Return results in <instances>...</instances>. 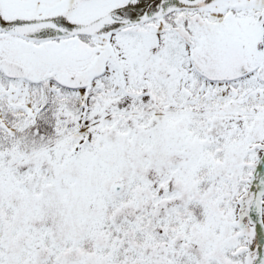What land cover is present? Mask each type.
<instances>
[{
	"label": "snow or ice",
	"instance_id": "6c2138e0",
	"mask_svg": "<svg viewBox=\"0 0 264 264\" xmlns=\"http://www.w3.org/2000/svg\"><path fill=\"white\" fill-rule=\"evenodd\" d=\"M0 264H264V0H0Z\"/></svg>",
	"mask_w": 264,
	"mask_h": 264
}]
</instances>
